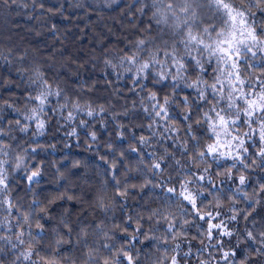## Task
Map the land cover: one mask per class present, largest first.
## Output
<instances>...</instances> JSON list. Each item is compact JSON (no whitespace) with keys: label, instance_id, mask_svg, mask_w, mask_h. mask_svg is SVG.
Segmentation results:
<instances>
[{"label":"snow or ice","instance_id":"obj_1","mask_svg":"<svg viewBox=\"0 0 264 264\" xmlns=\"http://www.w3.org/2000/svg\"><path fill=\"white\" fill-rule=\"evenodd\" d=\"M110 2L118 3L119 0ZM136 2L140 5L137 11L141 15L146 14V9L151 13V23L142 29L128 51L117 58V63L106 60L105 64L112 68L117 78L127 76L126 82L134 86L130 91L140 95L141 110L149 118L147 128L151 132L150 136H139L140 145H147L163 133L184 131L187 137L169 138L182 139L179 147L183 153L190 151L188 138L195 141L188 159L199 171L189 173L191 178H185L182 183L177 180L179 190L175 183L157 184L145 178L141 190L149 185L166 189L163 197L166 207L152 210L148 215V220L159 227H150L152 234L149 235L140 223L143 216H138L135 221L129 216L125 227L120 229L126 240H119L115 230L101 228L94 235L103 240L91 244L88 230L81 229L76 238L81 255L73 259L66 257L63 251V246L71 243L70 226L65 225L68 232L56 234L47 246L41 243L48 239L42 235L46 232L45 224L41 223L44 216L35 220V231L32 230L35 210H21L19 202L12 196L10 180L13 172L23 171L24 179L31 187L40 182L42 172L40 168L30 169L25 164L28 149L17 153L11 144L0 139V253L6 248L11 250L15 254L13 264H77V260L79 264H137L143 249L138 250L136 245L149 241L158 254L152 264H191V257H195L197 264H213L216 257L212 250L227 264H236L235 249L247 244L246 255L239 264H264V216L259 221L256 219L259 210L264 209V180L258 179L251 193L246 191L250 187L249 173L257 170L264 173V0ZM0 3L9 8L28 6L27 0L19 3L17 0H0ZM36 3L37 0H32L34 7ZM39 7L45 8L42 3ZM30 72L28 80L35 88L26 99L31 107L27 112L15 109L21 112L23 122L16 119L15 129L11 125L7 131L0 128V137H10L13 130L27 134L32 124L35 126L33 137L44 135L48 121L42 117L48 115V109L54 112L68 109L65 116L68 122L76 119V113L83 112L93 118L108 111L102 105L97 111L91 104L70 102L58 87L54 88L45 79L39 67ZM53 99L63 100V103L53 107ZM7 107L12 108V105L7 104ZM122 114L127 116L128 112ZM160 121L164 123L160 124ZM87 124L88 121H80V127ZM154 126L162 128L163 133L152 131ZM88 134L93 141L97 140L95 131ZM69 135L76 136L77 132L73 129ZM118 137L124 139V134L120 132ZM31 151L36 152L37 148L33 147ZM131 151L137 153L138 149L133 147ZM152 155L150 171L159 179L164 175L161 161L165 157L156 159L155 153ZM175 163L180 165L179 160ZM201 164L204 165L202 168ZM213 165L219 166L220 170L213 173ZM168 175L171 180V174ZM214 177H222L221 183L230 181L239 185L232 193L227 214L208 210L205 203L206 195H213L215 203L212 207H223L218 194L211 193L208 188L209 185L216 188ZM116 184L110 202L107 191L96 196L95 206L105 214L117 205L123 208L121 201L131 196L128 187H121L118 180ZM241 196L248 208L236 206ZM173 208L180 209V214L171 211ZM225 215L227 220L221 218ZM188 216L193 219L189 220ZM250 218L253 227H245L237 236L230 225L240 219L248 222ZM133 222L135 227L130 231L128 225ZM116 227L120 228L119 225ZM193 228L197 235L190 236ZM225 237L229 241L236 237L235 246L225 249L222 239ZM198 239L201 248L194 252L192 242ZM204 251L208 252L207 256Z\"/></svg>","mask_w":264,"mask_h":264},{"label":"trees","instance_id":"obj_2","mask_svg":"<svg viewBox=\"0 0 264 264\" xmlns=\"http://www.w3.org/2000/svg\"><path fill=\"white\" fill-rule=\"evenodd\" d=\"M41 3L45 6L44 9L39 7ZM27 5V8H9L0 3V128L7 131L11 125L15 129L16 119L23 122L21 112H27L31 107L26 97L35 88L30 84L28 76L31 74L30 69L36 67L41 69L45 79L54 88L58 87L70 102L91 104L97 111L102 105L108 111L93 118L83 112L76 113V119L68 122L65 119L68 109L64 112L48 109V115L42 117L48 121L44 135L33 137L35 126L32 124L27 134L13 130L10 137H0L11 144L17 153L28 149L25 164L30 169L40 168L42 172L40 182L31 187L25 181L23 171L13 172L10 180L12 196L19 202L22 211L35 210L32 218L33 231L35 220L44 216L41 223L45 224L46 232L42 235L48 239L41 243L45 246L54 240L56 234L68 232L65 225L71 227V243H66L63 251L66 257L73 259L81 255L80 246L76 243L81 229L88 230L90 244L103 240V237L94 235L101 228L105 231L115 230L119 240H126L120 234V229L125 227L128 217L131 216L135 221L138 216H143L140 223L143 224V230L151 235L149 228L159 226L148 220V215L152 210L166 207L163 202L166 189L149 185L141 190L140 186L145 178L157 184L175 183L179 190L177 180L182 183L185 178H191L189 173L199 171L188 159L192 155L191 149L195 141L188 138L190 151L183 153V149L179 147L182 139L169 138L187 137L184 131L163 133L162 128L154 126L152 131L163 133V136L154 137L147 145H140L139 136L151 135L147 128L149 118L141 110L140 95L130 91L134 86L126 82L127 76L117 78L112 68L105 64L106 60L117 63V58L128 51L131 43L141 35L142 29L151 23V13L146 9V14L141 15L137 11L140 5L136 0H119L118 3H111L110 0H37L35 7L32 0H27ZM29 16L33 18L29 19ZM143 95L146 96L147 93ZM58 103H63V100H52L53 107ZM7 104H11L12 108L7 107ZM15 109H20L21 112ZM173 110L179 112V109ZM125 111L128 112L127 116L122 114ZM81 120L88 121V124L80 127ZM181 126H184L183 121ZM73 129L77 132L76 136L69 135ZM89 131L97 133V140L91 139ZM120 132L124 134V139L118 137ZM33 147L37 148L36 152L31 151ZM133 147L138 149L137 153L131 151ZM153 153L156 159L165 157L161 161L164 175L159 179L150 171ZM176 160L180 161V165H176ZM203 166L201 164L200 168ZM217 170H220L219 166L213 165V173ZM249 174L250 187L246 191L251 193L257 180H264V173L257 170ZM222 179L214 177L216 188H211L210 185L208 188L211 193L218 194L223 207H212L215 203L213 195H206L204 199L208 210L227 214L232 193L239 185L230 181L221 183ZM117 180L121 187H128L131 196L121 201L123 208L117 205L105 214L95 206L96 196L101 191H107L110 202L117 188ZM132 185L136 187L132 188ZM239 201L237 207H249L242 196ZM42 209L45 211L42 212ZM171 211L177 212V215L181 212L176 208ZM259 212L256 215L258 221L264 216V209ZM221 218L227 220V215ZM188 219L193 217L188 216ZM117 225L120 226L119 229ZM128 227L131 231L135 223ZM230 227L239 236L245 227L252 228L253 225L250 218L248 222L240 219ZM192 235H197L195 228L190 230V236ZM222 239L225 240V249L234 247L237 243L236 237L230 241L226 237ZM192 243L195 245L194 252L201 248L199 239ZM248 247L247 244H241L235 249L236 264L245 257ZM136 248L143 249L139 253L137 264H152L155 255H158L149 241L137 244ZM212 251L216 257L213 264H217V261L219 264H227L219 253ZM207 255L208 252L204 251V256ZM14 260L15 254L11 250L6 248L0 253V264H13ZM190 260L191 264H197L195 257Z\"/></svg>","mask_w":264,"mask_h":264}]
</instances>
